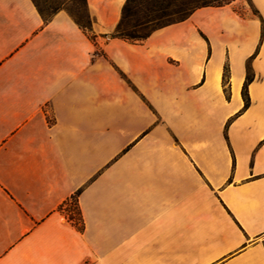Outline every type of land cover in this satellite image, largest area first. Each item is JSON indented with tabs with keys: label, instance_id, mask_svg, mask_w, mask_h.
Masks as SVG:
<instances>
[{
	"label": "crops",
	"instance_id": "0c3cea01",
	"mask_svg": "<svg viewBox=\"0 0 264 264\" xmlns=\"http://www.w3.org/2000/svg\"><path fill=\"white\" fill-rule=\"evenodd\" d=\"M125 1L86 0L92 42L0 0V264H264V0L140 44Z\"/></svg>",
	"mask_w": 264,
	"mask_h": 264
},
{
	"label": "trees",
	"instance_id": "16d2710c",
	"mask_svg": "<svg viewBox=\"0 0 264 264\" xmlns=\"http://www.w3.org/2000/svg\"><path fill=\"white\" fill-rule=\"evenodd\" d=\"M86 8V21L69 14L75 24L94 42L96 36L92 34V19L88 13L86 0H82ZM234 0H126L122 9L119 22L112 34V39H119L130 44L144 42L153 32L161 28L177 24L188 19L196 10L207 7H224ZM38 14L44 22H48L57 12L50 16L44 15L43 11L31 0ZM99 54V53H98ZM253 79L250 69H247L245 84L242 90L244 109L248 106L246 86ZM224 83H227V68L224 72ZM77 196L74 195L72 203L73 216L70 217L79 229L82 230V223L77 208Z\"/></svg>",
	"mask_w": 264,
	"mask_h": 264
},
{
	"label": "rangeland",
	"instance_id": "374dc122",
	"mask_svg": "<svg viewBox=\"0 0 264 264\" xmlns=\"http://www.w3.org/2000/svg\"><path fill=\"white\" fill-rule=\"evenodd\" d=\"M43 11L44 15L50 16L53 12L64 11L86 21V8L82 0H32Z\"/></svg>",
	"mask_w": 264,
	"mask_h": 264
},
{
	"label": "built area",
	"instance_id": "2783aa9c",
	"mask_svg": "<svg viewBox=\"0 0 264 264\" xmlns=\"http://www.w3.org/2000/svg\"><path fill=\"white\" fill-rule=\"evenodd\" d=\"M72 205V203H70ZM84 264H89V263H84Z\"/></svg>",
	"mask_w": 264,
	"mask_h": 264
}]
</instances>
